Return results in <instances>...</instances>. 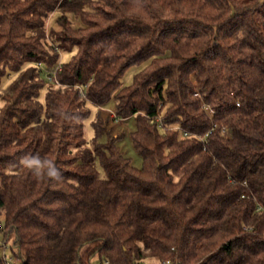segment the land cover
I'll return each mask as SVG.
<instances>
[{
  "label": "trees",
  "instance_id": "trees-1",
  "mask_svg": "<svg viewBox=\"0 0 264 264\" xmlns=\"http://www.w3.org/2000/svg\"><path fill=\"white\" fill-rule=\"evenodd\" d=\"M0 103V264H264V0H0Z\"/></svg>",
  "mask_w": 264,
  "mask_h": 264
},
{
  "label": "rangeland",
  "instance_id": "rangeland-1",
  "mask_svg": "<svg viewBox=\"0 0 264 264\" xmlns=\"http://www.w3.org/2000/svg\"><path fill=\"white\" fill-rule=\"evenodd\" d=\"M58 13H52L48 18H47V28L49 29L52 25H55L54 21L57 17ZM56 27V25H55ZM76 51V48L73 50V52ZM73 53H64L61 52L60 55V62H66L70 60L71 56ZM147 62L138 64V65H132L130 66L124 73L121 82L123 85H129L133 83L134 76L137 72H139ZM11 76V77H10ZM8 78H5L3 81V87H6L11 80L13 79V76L10 74ZM50 81V80H49ZM44 93V92H43ZM115 99L112 98L110 102L103 108L100 109V113L102 114V118L104 120V124L106 125L108 131H110L111 134L117 136L118 138V144L122 148L124 154L131 159V162L133 165L140 167L142 165V157L140 154L135 150L133 143H132V138L130 136V132L134 129L135 127V118H129V119H120L116 118L114 114V108H115ZM1 105V103H0ZM90 109V115L89 117L85 120V125H84V131H85V137L88 142H90L93 137H94V129H93V121L96 117V114L99 110V108L95 104H88L87 105ZM32 162L25 161L23 166L30 165ZM22 166V167H23ZM20 169V168H16ZM4 247V246H3ZM3 247H1L3 250ZM93 264H101L98 259L93 260ZM141 264H152L151 261H144Z\"/></svg>",
  "mask_w": 264,
  "mask_h": 264
},
{
  "label": "built area",
  "instance_id": "built-area-1",
  "mask_svg": "<svg viewBox=\"0 0 264 264\" xmlns=\"http://www.w3.org/2000/svg\"><path fill=\"white\" fill-rule=\"evenodd\" d=\"M55 73V71H53V74ZM51 79V78H50ZM205 109L209 110L212 112V109L208 106V105H204ZM184 134H188L187 132H185ZM164 264H170L169 261H166Z\"/></svg>",
  "mask_w": 264,
  "mask_h": 264
}]
</instances>
